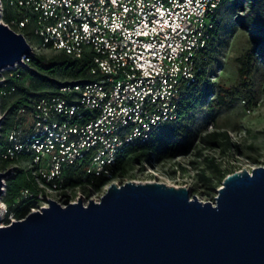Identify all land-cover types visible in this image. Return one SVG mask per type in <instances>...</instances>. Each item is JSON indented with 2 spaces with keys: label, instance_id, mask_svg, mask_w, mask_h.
I'll return each mask as SVG.
<instances>
[{
  "label": "built area",
  "instance_id": "built-area-1",
  "mask_svg": "<svg viewBox=\"0 0 264 264\" xmlns=\"http://www.w3.org/2000/svg\"><path fill=\"white\" fill-rule=\"evenodd\" d=\"M224 1L0 0V21L9 28L24 35L34 23L40 43L27 40L33 56L51 51L82 59L89 54L95 77L39 99L33 111H19L24 121L9 131L10 146L0 149V159L26 157L22 166L33 170L34 190L22 191L21 200L33 199L35 206L17 219L1 201L6 226L48 208L49 201L64 207L80 199L86 206L101 201L111 186L108 181L118 179L114 168L119 156L149 142L178 118ZM242 1L241 14L247 15L251 4ZM7 4L21 7L22 15L6 22ZM32 57L24 58V64ZM21 66L4 70L0 85L4 72ZM81 169L84 181L70 183ZM8 170L13 167L0 172ZM89 175L102 177L104 184L93 189Z\"/></svg>",
  "mask_w": 264,
  "mask_h": 264
},
{
  "label": "water",
  "instance_id": "water-1",
  "mask_svg": "<svg viewBox=\"0 0 264 264\" xmlns=\"http://www.w3.org/2000/svg\"><path fill=\"white\" fill-rule=\"evenodd\" d=\"M32 56L0 21V76ZM12 174L0 172V204ZM49 202L0 226V264H264V166L226 176L215 204L186 187L134 181L87 206Z\"/></svg>",
  "mask_w": 264,
  "mask_h": 264
},
{
  "label": "trees",
  "instance_id": "trees-1",
  "mask_svg": "<svg viewBox=\"0 0 264 264\" xmlns=\"http://www.w3.org/2000/svg\"><path fill=\"white\" fill-rule=\"evenodd\" d=\"M227 1L235 2L234 8L237 12L235 22L250 33L252 42V46L237 59L240 65L238 82L231 87H220L210 101L206 100L212 94L211 87H213L207 79L208 70L217 62L216 54L220 45L219 35L222 25L218 21L212 31L209 47L203 52L198 78L188 88L186 97L180 103L178 118L165 124L149 142L128 147L125 153L118 158V164L114 168L116 176L123 177L132 167L150 164L153 161L168 160L187 151L191 140L197 137H199L202 146L201 150L213 149L222 154L241 151L240 143L235 142L228 131H208L207 125L201 127L200 131L190 128L191 114L201 104H206L209 110L216 112L224 108H231L240 100L248 108L257 102L253 77L259 63H264V0H247L251 4L250 12L247 15L241 14L244 8L242 0H225L223 4ZM22 10L21 7L15 8L7 4L4 20L8 22L13 17L22 15ZM24 32L25 37L32 45L31 38L33 36L38 40L37 45H39L40 39L35 35L34 23L27 27ZM92 67L93 58L89 54H86L82 59H74L64 52L54 53L52 57L38 53L31 58L28 65L4 72L5 81L0 85V109L4 115V122L0 129V149L2 151L8 149L10 146L7 138L9 131L24 121L18 115L21 109L33 111L36 101L43 97L59 95L60 89L68 84L93 82L95 77L91 73ZM28 78L45 89L40 91L37 87L28 85L26 83ZM11 98L14 99L10 101ZM26 160L23 155L11 160L0 159V171L13 167V174L6 181L2 202L7 206L9 214H14L17 219L25 217L35 206L33 199L21 200L22 191L34 190L33 170L22 166ZM205 160L214 169L215 174L220 176L218 183L226 178L217 158L207 156ZM83 174L84 170L81 169L76 174V179L69 178L68 181L81 183L84 181ZM201 175L209 183L214 181L204 169ZM87 180L93 189H98L104 184L102 177L89 175ZM6 221L8 222V218Z\"/></svg>",
  "mask_w": 264,
  "mask_h": 264
},
{
  "label": "rangeland",
  "instance_id": "rangeland-1",
  "mask_svg": "<svg viewBox=\"0 0 264 264\" xmlns=\"http://www.w3.org/2000/svg\"><path fill=\"white\" fill-rule=\"evenodd\" d=\"M234 1L225 2L219 11V21L222 29L219 35V48L216 54V64L208 70V80L213 85L212 94L206 98L210 101L220 87H231L239 80V63L241 57L251 46L250 33L235 22L237 12ZM33 45L38 40L31 38ZM40 54L52 57L54 52L42 51ZM68 80L69 78H64ZM257 102L251 108L246 107L243 101H238L231 108L221 111L209 110L206 104H201L192 114L190 128L201 130V127L212 125L213 131H228L233 140L241 145L239 153L222 154L218 150L203 149L199 137L191 140L188 150L164 161H153L150 164L138 165L130 168L123 177L112 179L114 183L123 185L126 182L137 183L160 182L176 188L186 187L192 195L200 201L215 204L218 190L222 181L218 183L220 176L215 174L208 165L205 157H215L221 164L225 177L231 173L249 170L264 166V63L260 62L253 77ZM28 85L37 87L42 91L45 88L34 83L31 78L26 80ZM14 98H11L12 101ZM4 117L0 109V118ZM2 125L0 126V128ZM211 130V131H212ZM201 153V154H199ZM155 160V159H154ZM212 177V183L202 177V171ZM113 182L108 181L112 185ZM6 216H0V226H6Z\"/></svg>",
  "mask_w": 264,
  "mask_h": 264
},
{
  "label": "bare ground",
  "instance_id": "bare-ground-1",
  "mask_svg": "<svg viewBox=\"0 0 264 264\" xmlns=\"http://www.w3.org/2000/svg\"><path fill=\"white\" fill-rule=\"evenodd\" d=\"M1 216V215H0Z\"/></svg>",
  "mask_w": 264,
  "mask_h": 264
}]
</instances>
